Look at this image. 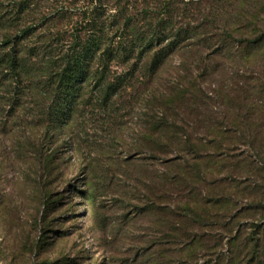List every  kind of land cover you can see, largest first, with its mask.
Instances as JSON below:
<instances>
[{
    "label": "rangeland",
    "instance_id": "1",
    "mask_svg": "<svg viewBox=\"0 0 264 264\" xmlns=\"http://www.w3.org/2000/svg\"><path fill=\"white\" fill-rule=\"evenodd\" d=\"M0 1L12 4V0ZM89 4L91 0H34L26 24L40 23L47 15L48 28L59 29L56 36L71 43L76 32L88 35L83 28H74L87 16L84 7ZM62 6H68L66 16L58 22L51 19ZM185 9L189 20L199 23L206 17L217 31L229 28L234 44L264 31V0H200ZM4 48L0 43V52ZM204 56L175 54L154 78L143 70L131 72V64L114 62L111 79L128 77L122 92L104 100L92 83L61 128L44 115L50 103L42 95L44 85L24 83L22 98L13 104L18 84L10 90L4 82L8 77L0 70V264H128L142 254L144 259L161 256L172 264L184 246L177 236L190 231L177 219L190 221L184 213L193 201L204 213L201 205L210 197H217L228 209L225 219L235 215V229L238 223L250 226L255 221L248 204L256 199L253 186L264 183V126L258 118L262 111L251 110L246 103L227 107L215 96L206 105L214 112L209 115L218 120L224 112L248 111L249 120L240 125L249 128L244 127V135L236 134L237 138L225 137L218 153L215 143L206 142L202 172L191 169L190 178L196 183L191 196L171 177H176L175 166L169 164L180 155L176 150L153 159L143 152L128 161L130 154L145 147L142 137L147 126L162 112L159 101L171 91L186 90L195 79L213 96L234 79L240 65L229 62L222 69L218 58ZM194 118L182 113L177 123ZM192 126H198L197 136L202 138L205 128ZM193 127H188L190 133H196ZM245 136L254 140V147L246 144ZM49 155L53 160L47 168ZM196 229L222 233L219 225Z\"/></svg>",
    "mask_w": 264,
    "mask_h": 264
},
{
    "label": "trees",
    "instance_id": "2",
    "mask_svg": "<svg viewBox=\"0 0 264 264\" xmlns=\"http://www.w3.org/2000/svg\"><path fill=\"white\" fill-rule=\"evenodd\" d=\"M32 3L34 0H12L11 5H5L4 1H0V30H5L0 41L5 47L0 52V70L3 76L8 77L4 78V82L9 89H15V83L18 84L13 104L22 98L24 83L44 85L42 95L50 102L44 115L55 128L68 124L92 83L104 100L122 92L128 77L111 79V65L114 62L131 64V72L143 70L154 78L173 55L193 52H198L200 56L205 54V58L209 55L218 58L217 64L222 69L229 62L240 65L234 79L221 90L216 89L213 96L199 88L195 79H192L188 89L171 91L159 101L162 112L147 126L142 137L145 147L132 156L130 154L128 161L143 152L149 153L146 158L153 159L159 157L158 154L176 150L180 155L169 161L171 166H175L176 177L175 174L171 177H174L177 186L191 196L196 189V183L190 178L191 169L198 172L203 170L208 149L206 142L215 143L213 149L218 153V148L225 144V137L237 138L236 134L244 135V127L249 128L248 124L240 125L249 120L248 111L224 112L220 120L209 115L214 114L206 106L210 99L216 96L223 106L244 107L246 103L251 110L262 111L258 118L263 128L264 31L254 37L238 39L239 43L234 44L229 28L220 32L210 26L206 17L199 23L187 18L186 5L198 4L200 0H91V4L84 7L87 16L74 28V31L83 28L88 35L83 37L76 32L73 41L65 43L56 36L60 34L59 29L52 31L48 28L50 20L47 15L40 18V23L26 24L33 14ZM66 9L68 6L56 9L51 19L57 22L61 20L67 14ZM218 13L214 17H218ZM223 14L221 11L220 17ZM43 26L48 29H41ZM38 29L44 31L38 33ZM206 69L209 70V67ZM2 80L0 77V82ZM235 90L238 95H234ZM204 110L208 111L207 115H204ZM182 113L195 118L178 124L177 115ZM192 124H201L205 128L206 131L200 136L202 138L198 137V126H194L196 133L189 132L188 127H193ZM256 133L261 134L258 128ZM244 138L246 144L254 147V140ZM52 160L49 155L47 168ZM253 191L256 199L248 206L259 216H255L250 226L238 223L235 229V215L225 219L229 214L228 209L217 197H210L207 205H201L204 213L198 212V201H193V206L189 205L187 213L179 210V214L184 213L190 221L177 219L178 223L191 232L183 236L178 232L177 240L184 246L178 250V257L172 264H264V217H261L264 215V183L253 186ZM205 214L211 215L203 218ZM215 225H219L221 234L213 231L203 233L196 229ZM142 257L144 254L128 264H167L161 256L152 259Z\"/></svg>",
    "mask_w": 264,
    "mask_h": 264
}]
</instances>
